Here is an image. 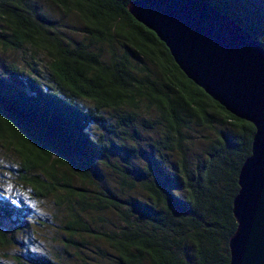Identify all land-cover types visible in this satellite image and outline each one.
Here are the masks:
<instances>
[{
  "label": "trees",
  "instance_id": "16d2710c",
  "mask_svg": "<svg viewBox=\"0 0 264 264\" xmlns=\"http://www.w3.org/2000/svg\"><path fill=\"white\" fill-rule=\"evenodd\" d=\"M49 1L76 15L79 41L64 43L34 0H0V50L41 53L53 84L14 65L5 69L8 81L0 76V143L16 154L20 181L38 197L65 205L67 243L82 235L101 241L111 253L98 251L111 264H228L227 239L235 228L231 200L253 127L183 76L164 45L127 14L132 0ZM204 1L264 48V0ZM142 107L156 114L141 124L156 130L147 143L150 154L143 146L104 144L101 136L89 135L91 126H104L101 111H118L115 127L124 130ZM214 126L219 130L190 160L186 134L191 127ZM110 151L122 155L120 164L105 162L117 192L99 184L97 161ZM162 153H175L176 162L162 166ZM134 190L142 196L128 194ZM106 211L118 224L91 227L92 214ZM11 240L0 228V244Z\"/></svg>",
  "mask_w": 264,
  "mask_h": 264
},
{
  "label": "water",
  "instance_id": "95a60500",
  "mask_svg": "<svg viewBox=\"0 0 264 264\" xmlns=\"http://www.w3.org/2000/svg\"><path fill=\"white\" fill-rule=\"evenodd\" d=\"M126 12L164 45L187 80L253 127L231 200L228 264H264V48L204 0H132Z\"/></svg>",
  "mask_w": 264,
  "mask_h": 264
},
{
  "label": "rangeland",
  "instance_id": "374dc122",
  "mask_svg": "<svg viewBox=\"0 0 264 264\" xmlns=\"http://www.w3.org/2000/svg\"><path fill=\"white\" fill-rule=\"evenodd\" d=\"M34 2L64 43L81 39L82 35L79 32L81 24L76 15L64 14L49 0H34ZM102 53L106 56L104 47ZM47 63L48 60L44 55L26 48L19 51L0 50V76L5 74L3 76L6 81L8 77L5 69L8 65H14L22 70L24 75H36L38 76L36 79L42 84L53 86L47 74ZM77 103L90 107L84 101ZM118 114V111H101L104 126H91L88 130L89 135L93 138L101 136L104 144L113 141L118 145H134L139 148L143 146L147 149V143L155 139L157 134L155 129H143L141 124L145 119H155L154 110L140 108L134 125L124 130L115 127V118ZM216 130H219L216 126L213 130L191 127L186 134L189 136L186 154L190 160L194 158V155L202 152L208 139L214 137ZM138 151L141 155H146V152L151 153L149 146L146 152L142 153L140 149ZM176 159L175 153H162L160 158L158 157L160 164L167 168L171 167ZM121 160V154L110 151L107 158L97 161V167L102 174V180L99 181L102 187L117 192L115 174L110 171L105 162L120 164ZM141 164L140 159L138 165ZM17 170L16 154L0 143V207L11 212V215L7 217L6 213L0 210V228L4 229L8 236L12 235L9 243L0 244V264H17L16 259L21 264H42L39 261L40 257L46 258L51 264H111L106 260L107 256L98 251L100 249L108 255L111 253L101 241L82 235L74 236V243H67V234L63 229L68 218L65 205L56 204L52 197L35 195L28 185L20 181ZM73 183L77 185L78 181L74 180ZM128 194L142 196L138 190ZM98 216L100 217L92 214L91 227L108 229L118 224L115 215L110 211L99 213Z\"/></svg>",
  "mask_w": 264,
  "mask_h": 264
}]
</instances>
